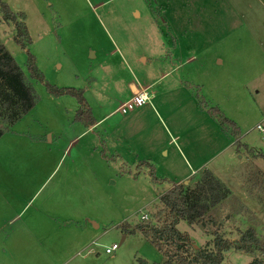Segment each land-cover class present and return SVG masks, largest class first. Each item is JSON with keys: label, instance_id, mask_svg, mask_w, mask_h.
<instances>
[{"label": "rangeland", "instance_id": "obj_1", "mask_svg": "<svg viewBox=\"0 0 264 264\" xmlns=\"http://www.w3.org/2000/svg\"><path fill=\"white\" fill-rule=\"evenodd\" d=\"M2 2L17 24L26 25L32 39L28 49L46 79L58 87L83 89L98 117L123 103L128 81L147 87L169 72L150 92H159L158 98L177 95L182 79L208 108H218L237 123L243 143L264 153V0H0V43L40 96L0 138V264L51 263L42 245L54 255L58 247L75 244L66 245L72 236L58 228L63 223L59 214L93 218L101 223V242L120 243L125 224L131 229L141 221L160 224V196L179 183L152 181V166L130 162L136 151L123 136L119 142L127 163L105 151L106 139L126 131L134 110L111 114L96 131L73 121L77 99L57 98L30 76L27 49L17 42L16 23L5 19ZM218 138L208 136L201 145L194 141L191 154L208 156L220 147L215 144H226V136ZM176 146L184 152L181 141L167 143L169 154L159 149L154 163L183 161ZM240 151L234 146L187 182L181 180L194 189L204 170L216 169L213 174L231 190L205 215V225L179 223L197 246L213 244L216 231L235 241L249 227L264 242V157ZM135 173H140L137 179L131 176ZM143 213L149 219L142 220ZM47 216L55 225L45 227ZM45 228L50 236L43 235ZM93 247L105 255L104 248ZM116 254L119 259L109 264L165 260L141 230L129 233ZM253 258L232 249L222 264H250Z\"/></svg>", "mask_w": 264, "mask_h": 264}, {"label": "trees", "instance_id": "obj_2", "mask_svg": "<svg viewBox=\"0 0 264 264\" xmlns=\"http://www.w3.org/2000/svg\"><path fill=\"white\" fill-rule=\"evenodd\" d=\"M6 20L17 21V16L11 11L9 5L1 3ZM16 40L28 54V68L30 76L41 81L47 91L55 96H72L79 103V108L74 117L75 121L83 122L91 127L97 123L92 108L87 102L84 90L72 87H58L50 83L45 74L38 68L36 57L28 49L32 39L28 36L25 24H17ZM26 37V40L22 39ZM199 104L206 109L219 123L223 132L230 137H235L237 149L245 147L239 140L240 128L237 123L227 118L218 108L205 104L203 98L197 94ZM40 96L31 81L27 78L14 56L0 43V138L17 123L26 113L34 108ZM208 108V109H207ZM256 157H264L262 152H255L248 148ZM151 179L159 182V178L152 166ZM231 193V190L216 177L211 171L204 170L197 181V186L191 189L187 183L174 184L172 188L161 195L160 201L163 208L159 212L160 224L152 221L140 222L133 229L125 224L126 233H135L141 230L146 237L161 251L165 260L163 262H149L138 258V264H222L225 252L232 249L246 252L254 256L250 264H264V242L261 240L254 227L242 231L240 237L232 241L224 234L216 231L213 244L197 246L188 232L179 230L181 221L188 224L201 223L205 225V215L220 200Z\"/></svg>", "mask_w": 264, "mask_h": 264}, {"label": "crops", "instance_id": "obj_3", "mask_svg": "<svg viewBox=\"0 0 264 264\" xmlns=\"http://www.w3.org/2000/svg\"><path fill=\"white\" fill-rule=\"evenodd\" d=\"M168 73L162 74L159 78L155 79L150 85H148L147 88H151L155 86V84L157 85V82ZM178 82L179 83L177 84L181 85L182 87L179 88L180 90L177 95L168 93L165 94L162 98H158L159 92L154 90L152 92L153 97L151 103H148V105L145 104L147 105L145 107L143 105L136 108L133 111L134 118L132 117L130 118V120H128L129 124L126 128V131L124 133H119L118 135H116L115 139H106L104 148L105 151H110L109 154L117 155L118 158L122 159L123 163H127V161L124 160L127 158L126 150L124 148L125 145L122 144V141L119 142L120 138L122 139L123 137H125L127 138V143L131 145L136 151L134 160L130 162H133L134 164L143 161L145 162V164L147 163V165L153 166L156 175L162 179L159 182L176 180L179 182L177 184H180L184 183L183 181L181 182V180H186L185 182H187L192 178V176L194 175L193 173L205 169L208 166L209 160L219 156L222 152L229 151L234 146H236L235 142L237 141V139L232 140V137L223 132L217 120L207 110H204L201 107L197 98V94H195L194 91L186 84L182 85V79ZM140 87L143 86H141L139 83L136 84L132 80L128 81L127 92L125 95L126 99L123 101V103L129 100ZM156 94L158 101L157 104L154 105L153 99L155 98ZM62 97L63 96L58 98ZM87 102L89 103L88 100ZM120 106L109 115L101 117L97 116V113L91 106L97 123L91 127H88V129L93 131L98 130V127L104 123L106 118H108L115 112H119ZM158 110H161L162 115L159 116ZM176 113H178L177 116ZM150 114L153 115L151 119L148 117V115ZM184 117H188V119H185ZM73 121L75 123H78V121ZM153 122H157L160 128H155ZM197 130L198 133L193 139L188 137L189 134ZM217 135L219 138L223 137V135L226 136L225 145L221 146L219 145V143L215 144V147H220L216 151L212 150V153L206 156L207 158L202 155V151L191 154V151L193 150L192 143L194 141H196L198 145L206 144L208 142V136L212 139ZM241 140L240 142L245 145V148H243V146L240 149H237V153L241 152V149H246L249 152V145L247 143H243ZM177 141H181L184 152L186 149L190 153V155L197 161H192L191 159H189L187 153H184L180 147L176 146V151L179 155H181L183 161H180L178 163L176 161H162V165L160 163H154L155 153L159 149L165 151V154L168 155L169 150L165 148V145L167 143L172 144ZM71 143L72 141H70V144ZM213 144L214 142L211 141L210 148H212ZM205 146L203 147L202 145L203 149L205 148ZM251 149H253V147ZM241 157L243 158L244 156L242 155ZM210 171L212 173H216L217 170L214 169ZM139 174L140 173H135L131 174V176L137 179L139 177ZM165 190L168 191L169 188ZM59 216L60 221H62L63 223L60 224L58 228L60 230L65 229L69 232H66V237L69 235L72 236V239L66 245L72 244L74 242L76 243L70 246L58 247L57 249H55L54 255H51V253L47 250V247L42 245L43 249L49 254V257L52 260L51 263L44 262L43 264H109V262H111L109 261V259H111L112 261H117L119 259L118 254H116L117 250L113 253L115 255L111 257V255L113 254H107L105 250H103L105 253V255H103V252L101 253L99 250L93 247L97 246L105 249V246H110L113 243H117L116 241H113L112 244L101 242L103 232L100 231L101 223L99 221L90 217H84L83 219L78 220L71 217H63L60 214ZM51 220L52 219L47 216V220H45V227L46 223H48V225L50 226L55 225L53 224V222H50ZM73 232H75V236L72 235ZM51 234V230L49 228H45L43 235L50 236ZM128 238L129 234H124L121 237L120 245L126 242Z\"/></svg>", "mask_w": 264, "mask_h": 264}, {"label": "built area", "instance_id": "obj_4", "mask_svg": "<svg viewBox=\"0 0 264 264\" xmlns=\"http://www.w3.org/2000/svg\"><path fill=\"white\" fill-rule=\"evenodd\" d=\"M152 97L153 95L152 92H150V88L140 87L138 91H136L129 100H127L120 106L119 111L122 113H128L130 111H133L140 106L151 103ZM257 127H261V124H258ZM141 219H149V214L143 213L141 215ZM120 246V243H113L110 246H105V252L107 254H113L116 250L120 248Z\"/></svg>", "mask_w": 264, "mask_h": 264}]
</instances>
